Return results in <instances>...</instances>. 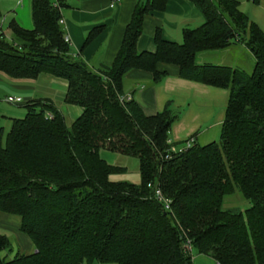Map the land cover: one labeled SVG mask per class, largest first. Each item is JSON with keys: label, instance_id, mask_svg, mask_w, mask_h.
<instances>
[{"label": "trees", "instance_id": "1", "mask_svg": "<svg viewBox=\"0 0 264 264\" xmlns=\"http://www.w3.org/2000/svg\"><path fill=\"white\" fill-rule=\"evenodd\" d=\"M167 1L139 5L113 64L96 72L71 57L58 1L31 0L33 28L11 23V41L0 34L1 73L63 79L64 102L82 110L68 127L50 101L35 100L6 136L0 129V213L20 218V232L35 249L8 259L10 241L0 236V264H193L189 245L216 264H264V33L238 11L239 0H187L203 23L185 31L181 43L157 29L155 52L138 53L144 17L163 12ZM236 46L252 57V74L197 64L201 53ZM158 64L178 67L180 79L229 91L218 143L195 142L164 160L176 116L167 104L147 117L123 93L133 70L159 84L165 74ZM100 151L137 159L139 185L112 182L125 170L108 165ZM235 190L250 203L244 213L222 209Z\"/></svg>", "mask_w": 264, "mask_h": 264}, {"label": "crops", "instance_id": "2", "mask_svg": "<svg viewBox=\"0 0 264 264\" xmlns=\"http://www.w3.org/2000/svg\"><path fill=\"white\" fill-rule=\"evenodd\" d=\"M57 1L63 7L61 27L63 37L68 39L71 57L84 62L91 71L96 72L102 66L110 67L113 64L133 12L147 0H121L116 9L109 8L111 0H51V3L57 4ZM243 2L244 0H239L238 11L264 33V0H258L257 4L252 2L259 10L254 13L243 10L241 8ZM0 20V34L3 33L9 41L13 38L9 29L11 23L24 30H31L33 28L31 0H0ZM202 23V14L192 2L168 0L163 12H151L144 17L136 50L138 53L155 52L154 34L157 29L164 40L181 43L185 31L198 28ZM3 27L6 28L4 31ZM94 30L98 31L97 34L85 46L87 36ZM245 52L243 47L239 46L224 52L234 56L231 68L238 67L235 62L239 61ZM215 53L217 52L199 54L197 64H211L208 56H216ZM156 69L159 73L165 74L159 84L153 83V75L150 73L133 70L123 79V93L134 100L147 117L163 112L167 104L169 105L168 111L176 116L168 135V143L171 146L181 147L192 136L198 144L212 130H221L229 98L228 90L180 79L179 69L174 65L158 64ZM67 88L65 80L50 75L41 74L34 80L12 79L0 72V129L3 135L10 131L14 120L25 117V106L35 100L50 101L62 115L66 126H71L80 117L82 110L78 106L67 105L64 102ZM8 97L20 98L22 103H8L6 102ZM103 153L105 159L100 157L108 165L125 170L123 174L111 176L112 182L139 185V163L136 180L128 182L122 180L127 168L118 166L116 164L118 159L112 153ZM14 217L19 218L0 213V228L13 231L17 237L20 251H15L14 256L35 253L29 238L20 232V218L17 226L15 219H12Z\"/></svg>", "mask_w": 264, "mask_h": 264}, {"label": "rangeland", "instance_id": "3", "mask_svg": "<svg viewBox=\"0 0 264 264\" xmlns=\"http://www.w3.org/2000/svg\"><path fill=\"white\" fill-rule=\"evenodd\" d=\"M241 8L243 10H245L248 13H254L255 11H259L258 9H256L255 5L252 3V1L250 2H246L244 0ZM259 13V12H258ZM3 17V16H2ZM256 18H260V17H256ZM0 25H1V20H0ZM197 28V27H195ZM6 28L3 27L2 31H4ZM248 33V32H247ZM8 39V38H6ZM243 49L246 51L244 53V56L239 60L236 61L235 64H237L239 70H243L244 72H246L247 74H252L253 72V63H252V57L249 55L248 51L245 49V46H242ZM217 53H219V55H217ZM215 53L216 56L214 55H209V62H212L211 64L214 65H220V66H230V64H233V58L234 56H231L232 54H228V53H221V52H217ZM233 53V52H232ZM7 133H5L4 136H6ZM206 135V134H205ZM204 135V136H205ZM219 136H220V131L219 129L216 130H212L210 133H208L207 136H205L203 138V140L198 143V145L200 146H205L207 144H210L212 142H219ZM168 145L170 147H174L171 146L169 143ZM107 151H100V156H102L105 159L104 153ZM117 157L118 161L116 162V164L118 166H123L127 168V173L124 177H122V180H127L128 182H133V180H136V176H138V160L135 158H130V157H125V156H121V155H117V154H113ZM118 176V175H116ZM250 207V203L248 201H246L239 193L238 190H235L234 193L227 195L224 197L223 199V203H222V209L223 210H231L234 212H241L244 213L246 209H248ZM15 219V223L17 226H19V218H12ZM0 236H7V238L10 241V250L8 252L3 253V255H7L8 259H12L15 251L19 252L20 248H19V244L17 241V237L15 235V233L12 231H7L5 229H1L0 228ZM192 256V262L193 264H216V262L208 257V256H202V255H198L195 253V251H192L191 253Z\"/></svg>", "mask_w": 264, "mask_h": 264}, {"label": "built area", "instance_id": "4", "mask_svg": "<svg viewBox=\"0 0 264 264\" xmlns=\"http://www.w3.org/2000/svg\"><path fill=\"white\" fill-rule=\"evenodd\" d=\"M120 2H121V0H111L109 8L110 9H116L119 6ZM62 24H63V20L60 21V25H62ZM65 41L68 43V39H65ZM121 101H123V98H121ZM6 102L11 103V104H19V103H22V100L20 98L8 97V98H6ZM194 144H195V139L193 137H191L181 147H170L169 150L167 151V154L164 156V160L165 161L170 160L173 157H176V156L186 152L188 149L193 147ZM154 196L158 202H160L164 205L165 211H169V212L171 211L170 210V201L165 199L158 189L154 190ZM187 250H188L189 254H191L193 251L192 247L190 245L187 247Z\"/></svg>", "mask_w": 264, "mask_h": 264}]
</instances>
